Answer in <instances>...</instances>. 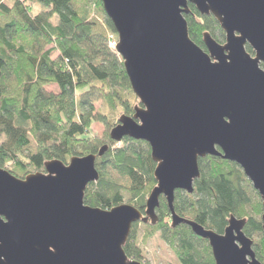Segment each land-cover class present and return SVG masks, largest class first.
Here are the masks:
<instances>
[{"label": "water", "instance_id": "95a60500", "mask_svg": "<svg viewBox=\"0 0 264 264\" xmlns=\"http://www.w3.org/2000/svg\"><path fill=\"white\" fill-rule=\"evenodd\" d=\"M117 35L116 51L138 101L109 139L143 141L155 164V186L143 213L123 204H84L97 182V155L53 160L24 179L0 168V264H141L124 252L132 227L156 226L160 197L170 228L184 225L207 241L215 264H261L245 219L230 216L223 234L180 217L175 194L192 195L207 156L237 164L258 193L264 236V0H100ZM192 5L212 16L223 45L203 33L195 45L184 15ZM248 47L254 56L247 51Z\"/></svg>", "mask_w": 264, "mask_h": 264}, {"label": "trees", "instance_id": "16d2710c", "mask_svg": "<svg viewBox=\"0 0 264 264\" xmlns=\"http://www.w3.org/2000/svg\"><path fill=\"white\" fill-rule=\"evenodd\" d=\"M42 11H31V0H0V168L18 179L30 172H43L44 163L64 164L72 157L97 155V182L88 185L84 204L109 210L124 204L144 211L147 195L155 186V164L143 141L124 138L118 148L108 138L110 117L131 116L136 101L121 59L108 50L106 36L97 17L113 34L100 0H35ZM184 15L191 41L203 49L202 35L209 33L221 43L224 34L212 16H201L188 5ZM247 51L251 53L248 48ZM56 53V57L51 55ZM264 69V65H262ZM55 85L58 94L47 92ZM101 110L93 115L94 104ZM93 122L106 127L107 143L89 137ZM115 126V125H114ZM200 178L192 195L177 192L174 209L179 216L221 234L230 216L245 219V235L253 240L259 261H264V236L258 193L241 168L217 157L199 159ZM163 238L183 264H213L206 241L187 226L169 233V212L160 204ZM134 226V225H133ZM133 236H130L128 245ZM124 252L140 261L135 252ZM264 263V262H263Z\"/></svg>", "mask_w": 264, "mask_h": 264}, {"label": "rangeland", "instance_id": "374dc122", "mask_svg": "<svg viewBox=\"0 0 264 264\" xmlns=\"http://www.w3.org/2000/svg\"><path fill=\"white\" fill-rule=\"evenodd\" d=\"M31 11L33 13H37L39 11H42V8L36 4L35 0H31ZM97 20L99 21V23L102 24L103 32H104L105 36L109 39V41H113L115 44H117L116 33L113 34L112 32H110L106 29V27L103 25L104 22H103V18L101 16L97 17ZM108 42L107 41L105 42L107 45V48H108ZM224 42H225V39H223V41H221L220 44L223 45ZM108 50L111 51L109 48H108ZM247 52H249V51H247ZM249 54L251 56H254L253 53L249 52ZM116 55L119 57L118 54H116ZM56 56H57L56 53H53L51 55L52 58H55ZM121 62H122V60H121ZM45 89L47 92L53 93L55 95L58 94V88L55 85L47 86ZM132 105H133L132 109L135 106L139 105L137 99ZM100 110H101V100H98L94 104L93 115H96V113H98ZM121 115H125V114H120L119 117ZM117 121H118V118L110 117V121H109L110 126L114 127V125L117 123ZM111 129H109L107 132L108 138H109V132ZM105 131H106V127L102 123L93 122L90 126L89 137L92 139L99 138V139L104 140L107 143L108 139L107 140L105 139L106 138L104 135ZM120 143H116L115 145L112 144V148L113 149L118 148ZM10 166L11 165L8 164L7 166L4 167V170L11 169ZM35 173H41V172L32 171L29 174H35ZM180 193H181V191H180ZM148 195H147V197H148ZM147 197H146V199H147ZM127 203H128V199H127V197H125L124 204H127ZM260 219H261V216H260ZM169 224L171 225V222L168 223V225ZM132 231H133V233H132L133 240L132 241L134 242V245L136 246L138 251H140V254H141V259H140V261H137V262H140L141 264H178L176 257L173 254V252L170 250V248L168 247L166 242L163 241V239H161L162 237L160 236V232L155 231L154 229H151V228H149L147 226H143V225L142 226L137 225L136 227H134V229Z\"/></svg>", "mask_w": 264, "mask_h": 264}, {"label": "flooded vegetation", "instance_id": "af4514ba", "mask_svg": "<svg viewBox=\"0 0 264 264\" xmlns=\"http://www.w3.org/2000/svg\"><path fill=\"white\" fill-rule=\"evenodd\" d=\"M220 44V43H219ZM202 49V48H201ZM247 49H248V47H246V51H247ZM203 51H205L206 52V49H205V47H204V45H203V49H202ZM249 53V52H248ZM252 53V52H251ZM262 65H264V64H260V68L264 71V69L262 68ZM130 116V115H129ZM178 192H180V191H178ZM177 193V192H176ZM181 193H183L184 195H186L183 191H181ZM162 200H164V202H165V199L163 198V197H160V199H159V201H160V204H161V201ZM166 203V202H165ZM161 207H160V205H159V208L156 210V214H157V216H158V219H159V221H160V213H159V209H160ZM143 213V212H142ZM180 217H182V218H185V217H183V216H180ZM169 220V221H168ZM167 220V222L168 223H170L171 222V216H170V214H169V219ZM160 223V222H159ZM159 223L156 225V226H151V225H149V224H141V223H137V224H135L133 227H132V230L134 229V227H136L137 225L138 226H147V227H149V228H151L152 229V227L153 228H157L158 227V225H159ZM170 225V224H169ZM182 228V227H184V225H181V226H178V227H176V228H174V229H178V228ZM169 228H170V226H169ZM174 229H171L170 228V230H169V233L171 232V231H173ZM156 231H158V232H160V236L162 237L161 239H163L166 235H163L162 234V231L161 230H156ZM243 232H244V228H243ZM132 233H133V231H131V235H132ZM221 234H223V232L221 233ZM245 234V233H244ZM130 235V236H131ZM130 239V238H129ZM200 240H202V239H200ZM129 241V240H128ZM203 241H205V240H203ZM131 243H133L134 244V242L133 241H131ZM167 244V243H166ZM128 245V242L125 244V248L129 251V252H135V253H137L138 254V256H139V259H141V254H140V251H138V249L136 248V246L134 245V247H130V246H127ZM168 245V244H167ZM206 245H208V243H207V241H206ZM209 246V245H208ZM169 247V246H168ZM210 248V247H209ZM253 251H254V247H253ZM254 253H255V251H254ZM210 255H211V258H212V262H213V264H215L214 263V259H213V256H212V253H211V250H210ZM255 258L259 261V259L257 258V256H256V253H255ZM131 260H134V258H132ZM176 260H177V262H178V264H183V262H182V260H181V262L176 258ZM135 261V260H134ZM261 264H264L263 263V261H259Z\"/></svg>", "mask_w": 264, "mask_h": 264}, {"label": "built area", "instance_id": "2783aa9c", "mask_svg": "<svg viewBox=\"0 0 264 264\" xmlns=\"http://www.w3.org/2000/svg\"><path fill=\"white\" fill-rule=\"evenodd\" d=\"M109 41V40H108ZM115 47H116V44L113 42V41H109L108 42V48L111 50V51H114L115 50Z\"/></svg>", "mask_w": 264, "mask_h": 264}]
</instances>
